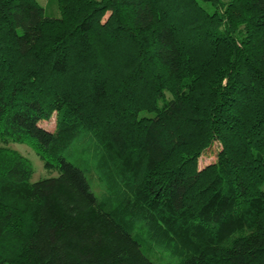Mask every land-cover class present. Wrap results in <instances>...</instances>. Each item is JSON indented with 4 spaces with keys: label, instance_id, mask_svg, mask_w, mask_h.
<instances>
[{
    "label": "trees",
    "instance_id": "trees-1",
    "mask_svg": "<svg viewBox=\"0 0 264 264\" xmlns=\"http://www.w3.org/2000/svg\"><path fill=\"white\" fill-rule=\"evenodd\" d=\"M55 1L0 0V264H264V0Z\"/></svg>",
    "mask_w": 264,
    "mask_h": 264
},
{
    "label": "rangeland",
    "instance_id": "rangeland-1",
    "mask_svg": "<svg viewBox=\"0 0 264 264\" xmlns=\"http://www.w3.org/2000/svg\"><path fill=\"white\" fill-rule=\"evenodd\" d=\"M39 3L46 9V13L49 16H58L59 17V8L55 0H38ZM54 117L51 116L49 119L41 120L38 122L41 126L47 129L54 128ZM9 146L14 150L18 151L20 154L25 156L32 165L33 173L31 177V181H36L41 177L47 176L48 173L43 165V161H41L40 157L34 151L30 142H10ZM213 149H208L202 153V155L198 159V167H203L206 164L212 162L215 159ZM55 174V173H54Z\"/></svg>",
    "mask_w": 264,
    "mask_h": 264
}]
</instances>
